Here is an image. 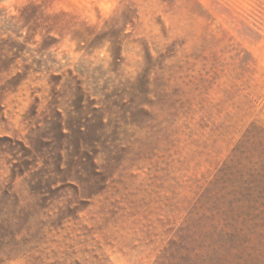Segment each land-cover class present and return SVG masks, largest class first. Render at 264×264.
Returning a JSON list of instances; mask_svg holds the SVG:
<instances>
[{"label":"rangeland","instance_id":"rangeland-1","mask_svg":"<svg viewBox=\"0 0 264 264\" xmlns=\"http://www.w3.org/2000/svg\"><path fill=\"white\" fill-rule=\"evenodd\" d=\"M0 264H264V0H0Z\"/></svg>","mask_w":264,"mask_h":264}]
</instances>
